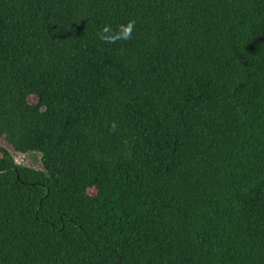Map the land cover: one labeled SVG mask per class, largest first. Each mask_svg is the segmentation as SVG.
Wrapping results in <instances>:
<instances>
[{"label": "trees", "instance_id": "1", "mask_svg": "<svg viewBox=\"0 0 264 264\" xmlns=\"http://www.w3.org/2000/svg\"><path fill=\"white\" fill-rule=\"evenodd\" d=\"M0 136V264H264V0H0Z\"/></svg>", "mask_w": 264, "mask_h": 264}, {"label": "rangeland", "instance_id": "2", "mask_svg": "<svg viewBox=\"0 0 264 264\" xmlns=\"http://www.w3.org/2000/svg\"><path fill=\"white\" fill-rule=\"evenodd\" d=\"M30 102L32 104H35L37 102V99L35 97L30 98ZM0 147L8 150L10 153L15 152L13 147L7 142L5 137L0 136ZM14 159H18L19 163L22 165H26L30 168H34L37 170H41L43 168L42 162H41V155L36 153L31 154H22V153H14Z\"/></svg>", "mask_w": 264, "mask_h": 264}, {"label": "clouds", "instance_id": "3", "mask_svg": "<svg viewBox=\"0 0 264 264\" xmlns=\"http://www.w3.org/2000/svg\"><path fill=\"white\" fill-rule=\"evenodd\" d=\"M132 28H133V22H131V21L128 22L126 25H122L120 33H119V38L123 39V40H128L131 37ZM107 32H109V28L105 27L103 29V33H107ZM103 33H102L101 38L105 39L106 37L103 36Z\"/></svg>", "mask_w": 264, "mask_h": 264}, {"label": "built area", "instance_id": "4", "mask_svg": "<svg viewBox=\"0 0 264 264\" xmlns=\"http://www.w3.org/2000/svg\"><path fill=\"white\" fill-rule=\"evenodd\" d=\"M15 160H16V163H17V164H21V163H19L18 159H15Z\"/></svg>", "mask_w": 264, "mask_h": 264}]
</instances>
